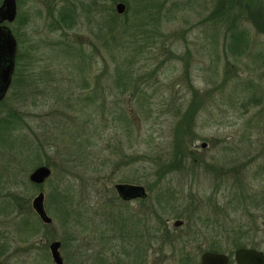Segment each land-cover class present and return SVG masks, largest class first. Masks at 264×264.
<instances>
[{
  "label": "rangeland",
  "instance_id": "rangeland-1",
  "mask_svg": "<svg viewBox=\"0 0 264 264\" xmlns=\"http://www.w3.org/2000/svg\"><path fill=\"white\" fill-rule=\"evenodd\" d=\"M216 5L16 1L17 57L0 100V264H53L54 241L62 264H199L210 247L234 264L239 230L244 248L264 254V32L246 15L264 0H235L238 55L224 45L228 24L209 22ZM174 135L189 153L157 176ZM38 166L50 175L35 187ZM115 184L141 186L145 200L120 203ZM39 192L47 225L26 204ZM133 226L137 245L125 234Z\"/></svg>",
  "mask_w": 264,
  "mask_h": 264
},
{
  "label": "water",
  "instance_id": "water-1",
  "mask_svg": "<svg viewBox=\"0 0 264 264\" xmlns=\"http://www.w3.org/2000/svg\"><path fill=\"white\" fill-rule=\"evenodd\" d=\"M123 10V4L118 3L115 5V11L117 14H121ZM14 17V0H3L0 5V100L3 98L10 84L16 51V44L13 36L10 34L8 28L1 26V23H10L13 21ZM201 147L203 148L204 144H201ZM49 175V168L38 166L29 173L28 181L34 185H41ZM113 189L117 197L122 201L134 198H145V192L141 186L115 184ZM30 206L40 222L46 225L51 222L43 209L42 193L39 192L32 198ZM181 223V221L176 220L172 223V226L179 227ZM58 248L59 242L56 241L51 242L48 246L53 264H62ZM232 259L234 264H264L263 253L251 248H238L234 250ZM227 262L228 256L223 253L206 251L203 252L199 258V264H227Z\"/></svg>",
  "mask_w": 264,
  "mask_h": 264
},
{
  "label": "trees",
  "instance_id": "trees-1",
  "mask_svg": "<svg viewBox=\"0 0 264 264\" xmlns=\"http://www.w3.org/2000/svg\"><path fill=\"white\" fill-rule=\"evenodd\" d=\"M218 3H219V5H218ZM216 4H217L216 5L217 7H216L215 11H213V13L210 14L211 16L209 17V22H213L216 25L222 24V26L224 24L225 25L228 24V27L231 30V32H230L229 37H228V35L226 37H224V40H225V44H224L225 45V48L228 50V52L230 54H233V55H235V54L238 55L240 53H243V49L245 48L244 45H245L246 36H245V33L244 32L238 31V27L235 26L236 20L240 19V18H238L239 17V14H237V13L234 12L235 9H236V8H233V5L235 4V0H216ZM146 8L147 7H145L144 9H146ZM143 10L141 12H143ZM137 15H139V14H137ZM246 15H248L247 17L250 19L251 23H253V25H255V27L258 30L264 32V10H262L260 12L259 11L258 12L255 11L254 12L253 10H250V11L248 10V13ZM59 18L61 20L62 19H65V18H70V13L67 14V11H64V13L59 14ZM113 20H114V17H110L109 18V21L106 23L107 28H108V31H107L108 33H111L113 31L114 27L116 26ZM138 21H140V17H138L137 22ZM137 22H135L136 23V26L139 24ZM15 57H17V54L15 55ZM118 68H120V67H118ZM116 73H117V78L118 79H122L124 77L123 73H121V70L116 69ZM111 108H113V111H115L114 109L117 110L118 109V106L117 105H115V106L112 105ZM118 113L119 112H117V114ZM113 114H114V112H113ZM184 114H185V112H184ZM186 114L190 117L193 113L186 112ZM120 116L119 115H115V119L116 120L114 121V118H113L114 123H120L122 121V117H120ZM190 126H191V124H190ZM187 133L190 135L189 128H188ZM185 135H187V134H185ZM174 136L178 139L179 145L178 146L176 145L175 152H174V154L172 153L173 160L170 159V160H167L166 162H163L157 168V170L155 171V173L157 174V176L163 175L164 173H170V172L178 171L182 167V164L184 163V161L186 159L185 154H188L189 153V152H187L188 149L185 146V143L182 142V138H180L179 135H174ZM31 185L32 186H35V187L36 186H39V185H34V184H31ZM239 189H241V188H239ZM239 189H237V191H239ZM240 191H242V189ZM234 197H235V200L236 201L238 199H240V201L243 202V206H245L244 203H246V202L249 205H251V204L253 206H255V205L257 206L258 205L257 202H256V200L254 198H252V196L249 197V196H244L242 193H240V194L237 193V194H234ZM26 204H27V208H28L29 212L32 215H34L35 217H37L35 215V213L32 211L31 206H30V208L28 207L27 200H26ZM43 209H44V207H43ZM242 210H244V211L247 212V210L245 208H243ZM246 233H247L246 231H240V230L237 233H235L236 234V241L234 240L232 242V245H233V247L235 249L236 248H243V247H245L244 244L242 242H240L238 239H240L241 237H244V235ZM253 247L254 246H251V248H253ZM207 251H210V252H221V249L218 248V247H210ZM186 260L187 259H184L182 262H184V264H185Z\"/></svg>",
  "mask_w": 264,
  "mask_h": 264
},
{
  "label": "flooded vegetation",
  "instance_id": "flooded-vegetation-1",
  "mask_svg": "<svg viewBox=\"0 0 264 264\" xmlns=\"http://www.w3.org/2000/svg\"><path fill=\"white\" fill-rule=\"evenodd\" d=\"M2 1L3 0H0V5H1V3H2ZM16 1L17 0H14V3H15V17H14V19H13V21L12 22H10V23H5V22H2L1 23V26H5L6 28H8V30H9V32H10V34L13 36V34H12V32H11V30H10V25L15 21V18H16V12H17V10H16ZM13 38H14V36H13ZM15 40V39H14ZM15 44H16V42H15ZM16 47V46H15ZM16 49V48H15ZM15 55H16V51H15ZM14 62H15V58H14ZM15 64V63H14ZM12 74H13V72H12ZM12 74H11V77H12ZM5 95V94H4ZM4 97V96H3ZM115 196H116V198H117V200L119 201V202H121V203H129V202H131V201H135V200H137V201H139L140 203H142L143 201H144V199L145 198H134V199H130V200H126V201H122V200H120L118 197H117V195H116V193H115ZM181 226V225H180ZM136 227H138V226H136ZM136 227H134L133 226V229H128L127 227L125 228V234H126V237L127 238H129L132 242L133 241H135L134 242V244H138V243H140L141 242V236H142V234L141 235H139V233L140 232H138V228H136ZM244 248V247H243ZM251 249H253V248H251ZM138 250V247L136 248V251ZM204 252H206V251H204ZM208 252H210V251H208ZM138 253V252H137ZM203 253V252H202ZM201 253V254H202ZM215 253H221V252H215ZM134 255V252H133V250L131 251V254H130V256L131 255ZM135 254H136V252H135ZM264 255V254H263ZM232 261H233V259H232ZM230 263V259H229V257H228V262H227V264H229ZM234 263V262H233Z\"/></svg>",
  "mask_w": 264,
  "mask_h": 264
}]
</instances>
